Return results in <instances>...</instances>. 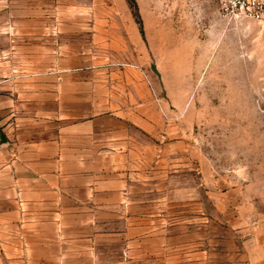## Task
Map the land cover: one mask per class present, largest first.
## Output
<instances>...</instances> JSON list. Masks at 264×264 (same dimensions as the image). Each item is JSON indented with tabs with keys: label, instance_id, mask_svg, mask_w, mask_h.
Masks as SVG:
<instances>
[{
	"label": "rangeland",
	"instance_id": "rangeland-1",
	"mask_svg": "<svg viewBox=\"0 0 264 264\" xmlns=\"http://www.w3.org/2000/svg\"><path fill=\"white\" fill-rule=\"evenodd\" d=\"M136 2L144 37L127 0H0V125L7 78L112 69L158 129H138L155 156L128 181L123 264H264V25L223 21L215 0Z\"/></svg>",
	"mask_w": 264,
	"mask_h": 264
},
{
	"label": "crops",
	"instance_id": "crops-1",
	"mask_svg": "<svg viewBox=\"0 0 264 264\" xmlns=\"http://www.w3.org/2000/svg\"><path fill=\"white\" fill-rule=\"evenodd\" d=\"M20 55L18 61L6 60V68H26ZM61 72L6 80L0 264H123L124 235L129 245L139 227L128 224L123 230V220L133 217L122 213L139 204L128 181L142 179L155 156L154 141H140L138 129L149 136L158 129L140 110L132 84L124 103L112 69L99 75L75 67ZM116 213L118 221H112Z\"/></svg>",
	"mask_w": 264,
	"mask_h": 264
},
{
	"label": "built area",
	"instance_id": "built-area-1",
	"mask_svg": "<svg viewBox=\"0 0 264 264\" xmlns=\"http://www.w3.org/2000/svg\"><path fill=\"white\" fill-rule=\"evenodd\" d=\"M223 21H249L264 25V0H215Z\"/></svg>",
	"mask_w": 264,
	"mask_h": 264
},
{
	"label": "trees",
	"instance_id": "trees-1",
	"mask_svg": "<svg viewBox=\"0 0 264 264\" xmlns=\"http://www.w3.org/2000/svg\"><path fill=\"white\" fill-rule=\"evenodd\" d=\"M131 10H132V15L134 17V19L136 20L137 24L139 25V30L140 33L142 34V36L144 37V27H143V21L141 19L140 13H139V9H138V5L136 0H127Z\"/></svg>",
	"mask_w": 264,
	"mask_h": 264
},
{
	"label": "water",
	"instance_id": "water-1",
	"mask_svg": "<svg viewBox=\"0 0 264 264\" xmlns=\"http://www.w3.org/2000/svg\"><path fill=\"white\" fill-rule=\"evenodd\" d=\"M151 69L157 75V77L160 79V81H162V75H161L160 71L158 70L157 65L152 64Z\"/></svg>",
	"mask_w": 264,
	"mask_h": 264
}]
</instances>
